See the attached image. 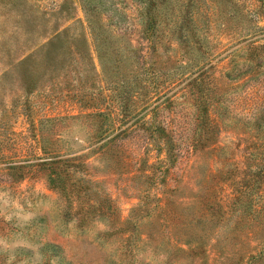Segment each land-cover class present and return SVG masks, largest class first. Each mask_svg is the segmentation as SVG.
Wrapping results in <instances>:
<instances>
[{"label": "rangeland", "instance_id": "rangeland-1", "mask_svg": "<svg viewBox=\"0 0 264 264\" xmlns=\"http://www.w3.org/2000/svg\"><path fill=\"white\" fill-rule=\"evenodd\" d=\"M112 2L93 0L114 37L104 74L84 0H0V264H264V128L222 125L213 105L198 129L177 87L153 122L171 157L146 140L168 76L137 73L205 65L219 95L246 86L264 117V0H204L197 49L175 34L157 55L137 7ZM111 79L132 89L125 112ZM100 112L115 122L104 139Z\"/></svg>", "mask_w": 264, "mask_h": 264}, {"label": "trees", "instance_id": "trees-1", "mask_svg": "<svg viewBox=\"0 0 264 264\" xmlns=\"http://www.w3.org/2000/svg\"><path fill=\"white\" fill-rule=\"evenodd\" d=\"M84 1L88 6L86 8V12L90 16V24L99 25L94 41L102 70L104 71V74H106L105 68H107V59L105 61V58L110 56L108 46H110V41L111 39H114V37L110 35V32L109 34H106L107 37L104 36V33H108V31L104 32V25L107 26L108 24L107 22L105 24V22L102 21V13L99 9H96L93 6V0ZM203 2L204 0H113L112 3L116 4L112 5L117 6V8L121 6V9L123 10H128L132 4L137 7L140 19L142 20V25L144 27L146 39L150 43V48L153 49L154 55H157L159 48L163 46L165 47L166 44H169L171 36L173 37L175 34L176 41L190 48V53L197 49L196 44H198L201 38L199 35V30L201 29L199 25V13ZM99 31L103 33H100ZM196 36H198L197 41L192 42L191 39L193 40ZM117 41H119V38H117ZM124 47L125 46L122 45L121 51L124 50ZM119 61L120 60H117V63ZM188 65L189 64L177 65L176 71H169L167 74H162L160 76L159 72L161 73V70L158 72H152L154 70H151L153 65L151 67H149V65L140 66L142 68L139 72H137L140 77L142 75L144 77L148 76L149 78L159 77V79H161L164 75L168 76L163 83L158 82L157 85L154 84L151 88L150 99L154 101L152 103H147L145 107V111H149L153 115L149 121V125H154L153 122L155 121L157 111L173 105L174 100L171 96H169V93L179 87V90H182L180 97H189L192 100L191 105L195 108V113L197 112L198 114L195 121H201L200 124L196 125V128L198 129H202L207 125L205 119H208L210 115L209 110L213 105H216L218 111L220 112L218 119L222 125L230 126L233 122H235L242 123L248 128L254 127L258 131L264 128V117L261 115L263 112L261 103L258 102L254 108H245L244 90L246 89V86L241 88L239 95H234L236 90L235 88L226 90L223 95H219L217 93V89L210 86L212 69H207L205 65H203V67L193 65V68L196 67L198 69L192 71L189 76H186L185 72L188 69ZM192 74L197 75H193L192 77ZM241 76L242 73H238L237 69L233 68L232 71L226 75V78L230 81H236L240 79ZM117 83L118 81L111 79L110 86L118 88L119 90ZM121 85L122 92L119 90L116 95V101L119 103L121 112H125L129 108L126 103V99L132 94V89L129 83L127 86H125V83H122ZM162 89L166 91L162 92ZM138 90L140 92L148 93L150 88L144 84ZM136 94L139 96V92H136ZM133 96L135 98V95ZM147 98L149 99V96H147ZM111 115L112 114L105 112L91 115L92 117L100 120L96 126V136L98 139H104L114 134L111 127L115 122L112 121ZM145 119L146 117H142L137 124H148V121H145ZM150 128L153 130H150V135L148 136L149 139H146L147 143L150 140V145L152 143L156 144L155 146L158 151L163 152L166 150L165 152L173 157L174 147L171 138L167 139L165 143L158 144L157 141L159 138L157 136V125L150 126ZM171 145L172 147H170ZM190 146L192 148V145ZM259 168V175L264 177V165H261ZM240 200L241 197L238 198L237 202Z\"/></svg>", "mask_w": 264, "mask_h": 264}, {"label": "clouds", "instance_id": "clouds-1", "mask_svg": "<svg viewBox=\"0 0 264 264\" xmlns=\"http://www.w3.org/2000/svg\"><path fill=\"white\" fill-rule=\"evenodd\" d=\"M149 264H152L151 261H149ZM155 264H164V257H159L156 261Z\"/></svg>", "mask_w": 264, "mask_h": 264}]
</instances>
